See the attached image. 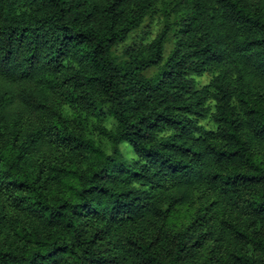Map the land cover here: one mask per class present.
I'll return each instance as SVG.
<instances>
[{
  "label": "trees",
  "instance_id": "16d2710c",
  "mask_svg": "<svg viewBox=\"0 0 264 264\" xmlns=\"http://www.w3.org/2000/svg\"><path fill=\"white\" fill-rule=\"evenodd\" d=\"M156 2L0 0V264H264V0H172L118 62Z\"/></svg>",
  "mask_w": 264,
  "mask_h": 264
},
{
  "label": "rangeland",
  "instance_id": "374dc122",
  "mask_svg": "<svg viewBox=\"0 0 264 264\" xmlns=\"http://www.w3.org/2000/svg\"><path fill=\"white\" fill-rule=\"evenodd\" d=\"M173 7L174 4L172 3V0H157L153 10L143 20L139 28L131 33L127 40L114 47L113 55L115 59L118 62L126 61L127 56L124 53L126 48L145 46L156 37V35L162 30L166 23H172L174 20H177V15L174 13ZM15 9H18V7H15ZM177 30L178 26H174L168 33V38L164 46V60L168 58L170 52L173 50L174 46L179 40ZM156 72V68H151L147 72H145V77L150 78L154 76ZM211 78L212 73H204L200 76H193V79L199 86L208 84ZM64 111L68 115L72 114V111L68 108H66ZM80 119L83 123V127L87 133V136L94 140L96 144L100 145L105 152L110 153L111 143L109 142V140H107V138L103 137L99 133L97 127L100 124L112 130L115 127L114 124L110 120H102L101 117H96L95 119H93L90 117L80 116ZM202 124H209L206 126V128L211 126L210 122H202ZM120 150L122 154L121 157L124 160H130L132 158V152H130V148L128 145L122 143L120 146Z\"/></svg>",
  "mask_w": 264,
  "mask_h": 264
}]
</instances>
